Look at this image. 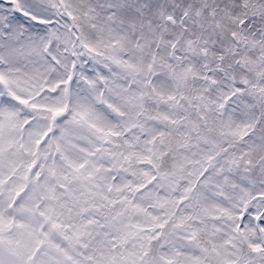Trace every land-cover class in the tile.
I'll use <instances>...</instances> for the list:
<instances>
[{
    "label": "snow or ice",
    "instance_id": "snow-or-ice-1",
    "mask_svg": "<svg viewBox=\"0 0 264 264\" xmlns=\"http://www.w3.org/2000/svg\"><path fill=\"white\" fill-rule=\"evenodd\" d=\"M0 264H264V0H0Z\"/></svg>",
    "mask_w": 264,
    "mask_h": 264
}]
</instances>
